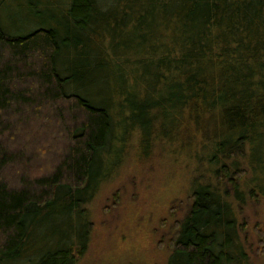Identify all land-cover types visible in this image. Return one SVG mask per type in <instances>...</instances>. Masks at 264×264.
Wrapping results in <instances>:
<instances>
[{
	"label": "trees",
	"instance_id": "trees-1",
	"mask_svg": "<svg viewBox=\"0 0 264 264\" xmlns=\"http://www.w3.org/2000/svg\"><path fill=\"white\" fill-rule=\"evenodd\" d=\"M182 118L209 171L168 264H251L232 170L248 155L264 194V0H0V264H78L123 144Z\"/></svg>",
	"mask_w": 264,
	"mask_h": 264
},
{
	"label": "rangeland",
	"instance_id": "rangeland-1",
	"mask_svg": "<svg viewBox=\"0 0 264 264\" xmlns=\"http://www.w3.org/2000/svg\"><path fill=\"white\" fill-rule=\"evenodd\" d=\"M122 66L129 69L128 65ZM181 120V129H175L177 135L166 127L168 130L162 132L168 133L149 144L148 153L135 136L123 144L120 162L110 179L85 205L90 241L78 264H168L172 232L190 205L193 175L209 171L207 156L196 154L201 147L209 148L208 141L199 142L192 127L184 131V136L186 123ZM39 137L43 139L42 134ZM34 154L38 162L45 156ZM53 156V152L46 154V161ZM248 158L245 155L236 159L237 167L232 170L239 175H232V182L240 186L238 193L246 192L245 203L235 205L239 221L244 223L240 231L244 251L251 264H264V194L257 189L262 180L248 169ZM232 163L225 166L229 168ZM41 167V163L37 164L38 170L42 171ZM10 176L3 175L7 180H11ZM205 181L203 178L200 182ZM219 183L230 186L226 180ZM248 191L254 193V199ZM259 233L263 235L261 241Z\"/></svg>",
	"mask_w": 264,
	"mask_h": 264
}]
</instances>
